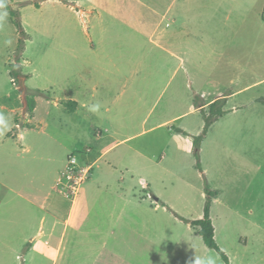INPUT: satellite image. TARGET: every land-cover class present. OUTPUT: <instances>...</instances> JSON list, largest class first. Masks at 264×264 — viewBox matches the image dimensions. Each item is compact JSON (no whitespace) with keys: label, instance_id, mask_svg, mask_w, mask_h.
Masks as SVG:
<instances>
[{"label":"crops","instance_id":"1","mask_svg":"<svg viewBox=\"0 0 264 264\" xmlns=\"http://www.w3.org/2000/svg\"><path fill=\"white\" fill-rule=\"evenodd\" d=\"M168 1L160 13L156 6L163 8ZM195 1L199 14L193 16L192 22L210 25L212 16L207 9H210L211 1ZM174 2L102 0L100 3L95 1L90 9L82 8L81 13L96 17L94 12L101 16L114 9L125 23L132 25L135 21L141 29L151 23L148 19L154 15V20H158L151 36L158 34V41L152 40L153 44L171 53L161 43L166 36L165 30L160 28ZM81 3L82 0H77V4ZM134 7L140 11V17L133 16L131 10ZM172 20L173 23L180 22V15ZM63 38L65 44H61L60 51L45 53L43 66L32 61L33 71L26 72L24 57L20 62L21 72L27 75L22 84L38 90L31 111L26 105L27 94L19 92L9 74L10 68L5 67L12 91L6 92L0 87V114L9 125L0 135V263L6 256L17 260L23 250V261H47L48 264L59 261L62 264L70 261L77 264H194L195 258L202 256H211L215 264H224L220 255L204 244L194 228L175 215L190 220L203 215L204 188L186 174L191 166V139L187 136L182 139L172 131L170 125L175 117L161 121L156 117L149 124L148 115L137 121L124 112L112 113L113 101L117 100L102 101L105 81L98 80L91 86L93 74L99 76L108 71L102 67L105 62L100 65L96 61L95 66H86L85 61H88L83 52L86 39L79 34H65ZM237 38L232 36L231 41L238 43ZM87 46L88 57L99 54L91 38L87 40ZM210 49L214 54L219 53L214 43ZM177 57L181 61L180 56ZM105 58L109 59L107 55ZM180 66L179 63L178 69ZM235 66L236 74L244 72L243 64L236 61ZM128 70L133 73L130 66ZM32 80H35L34 84ZM250 86L218 94L201 104L205 106L214 103H210L213 100H222L221 104L226 107L224 113L208 126L207 133L220 122L225 134H237L239 140L247 132L252 137L247 150L256 156L252 159L241 156L244 150L238 149V145L214 149L210 155L208 149L199 151L200 173L206 177L209 189L215 192L210 204L214 239L228 254L229 264L234 263L226 246L227 233L240 228L255 235L264 233V215L259 211L261 197L255 186L259 184V178L255 180V176H259L261 129L259 125L250 127L246 124L260 117L242 112L249 105L260 104L264 97H239V92ZM64 102H70V105ZM96 103L101 105L99 111L90 112L88 106ZM41 107L45 109L44 115L40 114ZM33 133L74 139L88 133L96 137L91 147L77 146V141L71 143L70 150H78L79 155L84 156L81 165L91 167L74 200L67 199L54 188L70 154L36 147L29 138ZM150 134L152 144L143 145L145 139L138 141L139 145L134 143ZM166 134L169 139L176 138V145H168L171 140L166 145ZM158 144H162L160 149ZM234 157L239 162L235 167L233 163L224 164L225 160L233 161ZM226 170L236 171L238 175L246 170L249 197L246 203L241 204L234 187L223 183ZM190 193L201 198L200 206L194 210Z\"/></svg>","mask_w":264,"mask_h":264},{"label":"rangeland","instance_id":"2","mask_svg":"<svg viewBox=\"0 0 264 264\" xmlns=\"http://www.w3.org/2000/svg\"><path fill=\"white\" fill-rule=\"evenodd\" d=\"M3 1L0 0V87L10 92L12 83L6 68H10L15 62L19 32L14 17L3 5ZM95 1L100 3L102 0H82L81 4H77V0H5L13 10L18 11V18L26 33L20 60L22 63L24 57V71H33V66L30 65L32 61L43 66L47 51H60L63 48L61 44H65V34H79L86 39L83 51L89 62L85 61L86 66H95L98 61L100 65L105 62L102 67L108 69L99 76L93 74L91 86L98 80L105 81L107 85L102 90V93L105 92L102 101H110L112 98L117 100L113 101L115 106L112 113L124 112L137 121L148 115L149 124L156 117H159L160 121L175 117L170 125L172 131L178 133L182 139L187 136L192 141L191 166L186 171L190 179L197 180L203 188L206 185L209 188L206 177L200 173L201 148L208 149L210 155L214 149L238 145V149L244 150L241 156L246 159L256 157L247 150L249 140L252 139L251 134L245 132L244 138L239 140L240 136L237 134H225L221 122L209 129L208 133L209 127L204 131L197 151L194 139L203 133L206 119L211 112L209 105L201 104L211 98L247 85L252 86L240 91L239 97H264V0H210L211 7L207 9L212 16L210 25L192 22L193 16L199 14L198 2L175 0L160 28L165 30L166 36L161 43L171 53H166L153 44L152 40L158 41V34L152 35H156L154 39L151 36L158 20H154V15L148 19L151 23L141 29L135 21L132 25L125 23L119 12L114 9L102 13L101 16L94 12L96 17L81 13L82 8L90 9V5ZM168 3L169 1L163 8L160 5L156 8L161 13ZM131 12L133 16L140 17V11L135 7ZM179 15L180 22L173 23L172 18ZM232 36H238V43L231 41ZM89 38L96 44V50L99 52L96 56L88 57ZM213 43L219 51L218 54H214L210 49ZM106 55L109 59L105 58ZM177 56H180L181 61ZM236 61L244 66L242 74H236ZM179 63L180 69L177 67ZM129 66L133 73L128 70ZM31 83L34 84L35 80ZM221 103L222 100H217L213 111L217 108L224 111L226 107ZM124 106L125 110H122ZM39 111L40 114H45L43 107ZM242 112L260 117L255 122L251 120L246 124L250 127L253 124L259 125L261 129L257 170L259 176H255V180L259 178V184L255 186L259 189L261 197L259 211L264 215V101L256 106L249 105ZM133 124V129L136 130V124ZM29 138L36 143V147H44L49 152L54 150L58 153L75 154L81 165L84 156L79 155L78 150H70L71 143L77 141V146L91 147L92 140L96 137L88 133L78 139L57 138L47 134L39 136L33 133ZM143 139V145L152 144L151 134L136 139L134 143L139 145L138 141ZM164 140L167 141L166 145L169 140L171 144L168 145H176V138L169 139L167 134ZM161 147L162 144H158V148ZM236 159L234 157L232 161L228 158L224 164L233 163L235 167L238 162ZM202 161H205L203 157ZM181 170L184 172V167ZM232 172L226 170L222 181L225 185L235 188L236 195L242 200L241 204L246 203L249 199L246 193V170L239 175L236 171ZM218 181H221L220 176ZM137 187L141 189L140 185ZM190 198L193 200V210L200 206L201 198L198 194L190 193ZM226 244L234 264H264L263 232L255 235L240 228L226 234ZM24 252L20 251L17 260L6 256L5 261L0 264H48L47 261H23ZM5 253L7 254V251ZM226 255L228 256L227 253ZM58 264H62V261ZM69 264L77 263L70 261Z\"/></svg>","mask_w":264,"mask_h":264},{"label":"trees","instance_id":"3","mask_svg":"<svg viewBox=\"0 0 264 264\" xmlns=\"http://www.w3.org/2000/svg\"><path fill=\"white\" fill-rule=\"evenodd\" d=\"M2 3L5 7H7L10 10L12 17H14V23L18 28V32H19V38L16 47L15 62L10 66L9 74L12 77L13 83L17 86L19 92L20 93L24 92L27 94V96L25 97L26 105L28 110L31 111L34 105V95L38 92V90L28 89L22 84V80L27 78V75L21 72V66H20V60H21L22 51L24 49V40L26 38V33L23 30L20 20L18 18V11L13 10L10 7V5L7 2H5V0ZM216 102L217 101H214V103L209 105L211 112L208 118L206 119L203 133L194 139V145L196 147V151L201 141V138L204 134V131L216 118H218L224 112L220 108H217L215 111H213L212 108H214ZM69 103L70 102H64L65 105H70ZM204 193H205V200L203 206V215L201 218L190 220L177 215L175 212L174 213L176 216H178L180 219H182L184 222L188 223L192 228H194L197 234L201 236L204 244L208 248L215 250L220 255L224 264H229L227 255L224 253V251H222V249H220V247L218 246V244L214 239V228L210 218V204H211V197L215 194V192L211 191L206 185L204 188Z\"/></svg>","mask_w":264,"mask_h":264},{"label":"built area","instance_id":"4","mask_svg":"<svg viewBox=\"0 0 264 264\" xmlns=\"http://www.w3.org/2000/svg\"><path fill=\"white\" fill-rule=\"evenodd\" d=\"M90 170V166L79 165L76 155L70 154L66 160L65 168L54 185L55 190L67 199L74 200L88 178Z\"/></svg>","mask_w":264,"mask_h":264},{"label":"clouds","instance_id":"5","mask_svg":"<svg viewBox=\"0 0 264 264\" xmlns=\"http://www.w3.org/2000/svg\"><path fill=\"white\" fill-rule=\"evenodd\" d=\"M101 105L99 103L92 104L88 106V110L90 112L96 113L99 111ZM8 121L5 119V117L0 114V135H3L4 132L8 129ZM194 264H215L214 259L211 256H202L195 258Z\"/></svg>","mask_w":264,"mask_h":264}]
</instances>
